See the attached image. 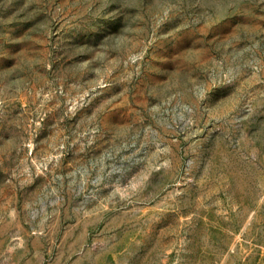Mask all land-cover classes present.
<instances>
[{
  "label": "rangeland",
  "instance_id": "rangeland-1",
  "mask_svg": "<svg viewBox=\"0 0 264 264\" xmlns=\"http://www.w3.org/2000/svg\"><path fill=\"white\" fill-rule=\"evenodd\" d=\"M0 264H264V0H0Z\"/></svg>",
  "mask_w": 264,
  "mask_h": 264
}]
</instances>
